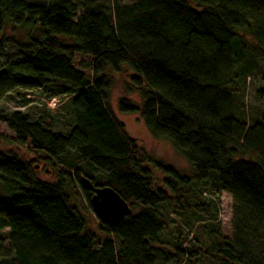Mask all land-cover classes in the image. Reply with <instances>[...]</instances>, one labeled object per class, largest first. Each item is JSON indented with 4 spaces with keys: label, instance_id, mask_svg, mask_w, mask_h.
<instances>
[{
    "label": "trees",
    "instance_id": "16d2710c",
    "mask_svg": "<svg viewBox=\"0 0 264 264\" xmlns=\"http://www.w3.org/2000/svg\"><path fill=\"white\" fill-rule=\"evenodd\" d=\"M111 2L110 13L95 0H0V56L15 43L7 28L30 32L18 44L29 57L0 66V102L32 90L64 97V107L72 101L62 112L0 117L18 147L64 166L50 184L37 178L34 161L0 151V264H264V0ZM76 55L88 64L76 67ZM248 60L263 64L255 91L262 113L251 125L234 110ZM123 69L118 111L138 114L154 139L187 162L190 178L148 158L114 116L108 93ZM151 169L163 175L162 186ZM82 177L113 189L130 208L121 221L99 224V237L66 192L76 180L89 204ZM211 178L232 200L230 238H214L202 254L180 242L162 247L159 208L184 211L190 185Z\"/></svg>",
    "mask_w": 264,
    "mask_h": 264
},
{
    "label": "rangeland",
    "instance_id": "374dc122",
    "mask_svg": "<svg viewBox=\"0 0 264 264\" xmlns=\"http://www.w3.org/2000/svg\"><path fill=\"white\" fill-rule=\"evenodd\" d=\"M135 2L136 0H118V4L121 6H129ZM95 3L104 10L112 12L111 0H95ZM6 34L15 43L7 47L5 54L0 56V66L8 61L29 57L28 53H21V49L18 47V44L26 45L28 43L29 30L24 27H17L15 30L7 28ZM249 43H252V41H249ZM88 60V58L76 55L74 65L78 67L79 63L88 64ZM243 61H238V64ZM250 63L251 61L248 60L246 65H249L250 69L245 73V78L240 80L241 94L237 99V107L234 109L237 111V117L246 121L249 125L260 121L262 102L256 98L255 91L263 87L262 62L255 61L253 66ZM86 73H90V71L87 70ZM126 82L127 72H124V69L120 74H114L112 77L108 101L114 116L123 124L128 137L137 143V146L148 158L173 167L182 177L190 178L191 169L187 162L167 142L154 139L146 130L138 114H122L118 111V100L124 94ZM45 96L46 94L44 95L38 90L12 92L0 102V117L16 110L24 112L27 110L40 111L42 114H45L43 111L46 109L63 111L64 97L54 96L49 98ZM131 98L138 101L135 96ZM24 106L26 108H23ZM67 109H72V101L66 103L64 110ZM0 134L5 138L0 139V151L14 152L27 162L34 161L37 178L50 184L55 182L56 172L62 167L64 169V166L58 162L46 164L41 160L42 155L40 153L29 151L27 146L18 147L14 142L15 136L1 121ZM83 170L87 176L93 177L95 181H100L102 178L100 172L89 166H84ZM151 171L152 177L155 178L158 186H162L163 175L157 170L151 169ZM66 183V192L70 197V204L82 214L86 230L99 237L98 225L100 223L92 213L76 180L71 179ZM190 188V194L186 200L181 202L184 211L179 209L175 210L176 213H174L171 206L159 208V213L163 215L166 223L165 229L159 237V242L162 247L169 251H172V247L180 242L185 251H195L202 254L211 247L214 238L218 237V240L230 238L232 200L228 194L217 190L215 181L212 178L206 184L197 187L191 184ZM194 260L195 258H192V264H197Z\"/></svg>",
    "mask_w": 264,
    "mask_h": 264
},
{
    "label": "water",
    "instance_id": "95a60500",
    "mask_svg": "<svg viewBox=\"0 0 264 264\" xmlns=\"http://www.w3.org/2000/svg\"><path fill=\"white\" fill-rule=\"evenodd\" d=\"M84 190L91 194L89 206L101 225L111 226L130 214L128 204L111 188H96L90 181L80 179Z\"/></svg>",
    "mask_w": 264,
    "mask_h": 264
}]
</instances>
